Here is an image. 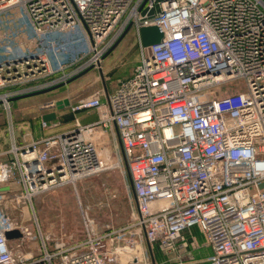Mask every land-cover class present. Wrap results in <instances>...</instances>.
<instances>
[{
	"label": "built area",
	"instance_id": "obj_1",
	"mask_svg": "<svg viewBox=\"0 0 264 264\" xmlns=\"http://www.w3.org/2000/svg\"><path fill=\"white\" fill-rule=\"evenodd\" d=\"M13 10L31 35L0 44L6 112L13 97L100 68L130 28L140 58L112 93L68 105L67 129L40 119L44 136L17 139L10 122L0 195L14 184L33 209V196L118 166L99 149L105 135L121 149L134 204L122 227L94 232L83 220L81 240L48 250L40 239L37 256H16L9 242L29 230L0 203V264H264V0H0V13ZM148 26L163 36L145 48ZM70 30L83 49L61 62L76 50L58 38ZM90 111L97 120L80 125L76 114ZM13 230L22 237L7 240Z\"/></svg>",
	"mask_w": 264,
	"mask_h": 264
},
{
	"label": "rangeland",
	"instance_id": "obj_2",
	"mask_svg": "<svg viewBox=\"0 0 264 264\" xmlns=\"http://www.w3.org/2000/svg\"><path fill=\"white\" fill-rule=\"evenodd\" d=\"M127 31L129 34L123 41L104 56L100 68H92L68 84L22 99L23 101L15 103L14 101L21 99L13 97L9 101V112L0 103V147L7 148L10 122L13 123L17 139L19 135L25 134L34 138L37 136L36 132H39L38 121L43 113L54 111L58 116L65 115L67 107L57 109V102L66 99L69 105H73L83 98L114 91L117 81L130 76L140 58L136 33L132 28ZM30 35L27 20L18 11L0 13V44L26 40ZM58 38L76 43L75 51L73 49L60 56L61 62L70 61L83 49L84 43L78 30L63 32ZM0 51L5 52L6 49L0 45ZM22 52L25 53L24 50ZM49 80L50 78H44L35 83L8 87L4 91L34 87ZM104 136L97 140L99 149L102 154L112 153L110 155L115 162H119L118 166L79 180L75 185H63L33 196V209L23 201L17 202L18 187L14 184L10 193L0 195L1 206L8 218L29 230V236L21 242H9V247L16 256L28 253L37 256L40 239L45 242L48 250L81 240L85 233L84 222L94 232L119 228L130 222L134 202L128 197L127 165L117 140L109 141ZM196 236L201 240L200 234L196 233Z\"/></svg>",
	"mask_w": 264,
	"mask_h": 264
},
{
	"label": "water",
	"instance_id": "obj_3",
	"mask_svg": "<svg viewBox=\"0 0 264 264\" xmlns=\"http://www.w3.org/2000/svg\"><path fill=\"white\" fill-rule=\"evenodd\" d=\"M126 33H127V31L116 42V44L111 48V50L122 40V38L124 37V35ZM162 36H163L162 35V31L158 27H156V26L142 27L139 30L140 42H141L142 46L145 47V48L146 47H150V46L158 43L161 40ZM90 69H88V70H90ZM88 70H85L84 72H86ZM84 72H82L78 76H76V77L68 80L66 82V84H68L70 81L76 79L77 77L81 76ZM63 85L64 84H59V85H56L54 87H50V88H47V89H44V90H40V91H37V92H34V93L22 95V96H20L18 98H15V99H25V98H29V97H32V96H35V95H39V94H42V93H46V92L52 91V90H54V89H56L58 87H61ZM68 105H69L68 104V100L65 99V100H62V101L57 102L56 108L57 109H63L64 107H67ZM54 119H55V114L54 113L46 114V115H44L42 117V120H44L46 122L53 121ZM8 190H9V187L8 186L0 187V192H7ZM5 237H6L7 240H12V239H20L22 237V235H21V233L18 230H13V231L6 232L5 233Z\"/></svg>",
	"mask_w": 264,
	"mask_h": 264
},
{
	"label": "crops",
	"instance_id": "obj_4",
	"mask_svg": "<svg viewBox=\"0 0 264 264\" xmlns=\"http://www.w3.org/2000/svg\"><path fill=\"white\" fill-rule=\"evenodd\" d=\"M126 36L127 35L125 34L121 41H123V39ZM121 41L119 43H121ZM138 50H139V48H138ZM127 77H125V78H127ZM125 78L119 79L117 81V84H118V82L120 80H123ZM112 92L113 91H111V93ZM51 113H54L55 114L54 122L59 125L58 128H57V130L67 129V128H69L72 125L74 115L71 114L68 106H67V108L64 111V114H65L64 116H58V114L55 113L54 111H50V112H47V113H43L40 116V119H42V116H44L46 114H51ZM76 117H77V120L80 123V125L85 126V125H89V124H91V123H93V122H95L97 120V113L95 111L79 112V113L76 114ZM37 129H38L39 132H36L37 136H35L34 138L32 137V139H39L42 136H44L45 133H46L45 131H43L42 129H40V127H39V121H38V128ZM19 136H21V135H19ZM104 137H107V139H109V141H110V138L108 136H104ZM207 253L208 252H206L204 254H207Z\"/></svg>",
	"mask_w": 264,
	"mask_h": 264
},
{
	"label": "trees",
	"instance_id": "obj_5",
	"mask_svg": "<svg viewBox=\"0 0 264 264\" xmlns=\"http://www.w3.org/2000/svg\"><path fill=\"white\" fill-rule=\"evenodd\" d=\"M133 31V30H132ZM129 33H127L126 35H128ZM18 101H23L22 99L21 100H17V101H14L15 103L18 102ZM13 106H14V103H13ZM128 177V176H127ZM127 182H128V185H127V190H128V197L131 199L132 198V195H131V190H130V184H129V177L127 178ZM129 186V187H128Z\"/></svg>",
	"mask_w": 264,
	"mask_h": 264
}]
</instances>
